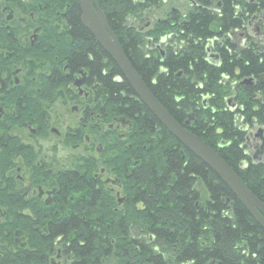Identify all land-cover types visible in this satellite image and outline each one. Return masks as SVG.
<instances>
[{"label": "trees", "instance_id": "1", "mask_svg": "<svg viewBox=\"0 0 264 264\" xmlns=\"http://www.w3.org/2000/svg\"><path fill=\"white\" fill-rule=\"evenodd\" d=\"M96 1L155 99L264 203V153H257L264 147L247 131L260 127L264 133V38L246 32L252 19L264 30V18L259 16L264 14V0H218L216 11L207 0H200L201 6L192 7L185 19L157 22L146 33L155 44L147 50L145 34L127 19L141 5L130 0ZM38 6L51 18L42 23L40 49L46 46V59L59 52L69 71L68 78L52 72L41 88L65 89L84 69L98 84L95 114L101 118L108 114L111 123L126 121L122 141L111 144L108 167L122 180L127 200L122 210L115 211L110 197L87 188L95 186L88 171L79 177L64 171L59 211L45 205L26 213L15 207L5 211L0 222V264H48L58 239L74 264H264V231L217 175L133 96L118 67L82 26L76 0H26V7L38 11ZM62 9L65 30L59 31L54 14ZM237 30L243 33V45L232 35ZM163 36L169 39L160 50L156 42ZM209 48L216 60L208 57ZM247 78L253 80L251 85L239 83ZM227 95L238 105L234 111L226 107ZM197 181L206 190L203 200L195 188ZM75 185L87 190L83 197L70 200ZM5 198L17 204V196ZM92 218L99 223H89ZM134 230L144 236L139 250L134 249V239L128 240ZM16 238H29L28 246H17Z\"/></svg>", "mask_w": 264, "mask_h": 264}, {"label": "flooded vegetation", "instance_id": "2", "mask_svg": "<svg viewBox=\"0 0 264 264\" xmlns=\"http://www.w3.org/2000/svg\"><path fill=\"white\" fill-rule=\"evenodd\" d=\"M245 1L252 3L256 0ZM130 2L141 7L133 15H127V19H131L130 23L143 34L150 32L161 17L164 20L185 19L192 7L201 6L200 0ZM206 2L215 11L219 7L218 0ZM64 13L62 9L54 14V24L59 31L65 30ZM259 16L264 17V14ZM50 20L41 6L35 11L26 7V0H0V222L5 211L14 207L24 213L42 205L59 211L62 208L59 203L62 175L64 171H71L78 176V172L84 171L79 170L81 166L89 169V176L95 183L94 187L87 186L89 190H96L98 194L103 192L110 197L115 211L116 206L122 205L118 203L121 186H111L105 180L110 176L117 177L115 173H109L111 144L122 141L126 123L120 119L111 123L108 114L104 118L95 114L93 104L98 84L85 70L80 89L72 85L77 78H81L79 70L78 75L74 74L73 80L64 86L65 89L46 91L41 88L54 71L66 78L69 76L64 60L57 57L44 60L46 63L40 60L46 56L43 53L46 46L40 49L39 43L45 29L42 23ZM168 39L166 37L161 44ZM43 141L50 145L47 151L41 153ZM64 144L80 153L72 154L68 166L61 168L60 164L66 162L57 156L58 149ZM82 190L70 193L69 199L73 200L79 195L83 197L87 189ZM12 196L18 197L16 205L5 201V197ZM89 223L98 224L99 221L92 218ZM42 232L46 235L45 227ZM143 238V234L136 230L134 235L132 232L128 234V240H135V250H139ZM59 240L56 260L74 264L62 240ZM151 241L149 239L147 243ZM14 242L17 246H28L18 238ZM57 261L48 258V264H58Z\"/></svg>", "mask_w": 264, "mask_h": 264}, {"label": "water", "instance_id": "3", "mask_svg": "<svg viewBox=\"0 0 264 264\" xmlns=\"http://www.w3.org/2000/svg\"><path fill=\"white\" fill-rule=\"evenodd\" d=\"M76 2L80 11L82 26L90 32L100 48L118 67L122 77L127 81L129 87L138 96L139 100L173 137H175L187 150L207 165L219 177L234 197L246 209L248 214L264 231V203L254 196V194L236 176L233 170L215 152H213L200 138L191 133L186 127L176 122L155 99L124 55L116 35L108 26L106 17L95 0H76ZM209 56L217 57L216 54H209ZM243 83L249 82L245 81ZM81 84V81H76L74 83L77 87ZM232 100V97L225 99L226 105L230 111H234L236 108V105ZM261 133L262 130L259 129L256 135L260 136L262 140L261 147H263L264 139L261 136ZM105 182L114 185H120L121 183L118 179H107ZM121 201L120 198L119 202Z\"/></svg>", "mask_w": 264, "mask_h": 264}, {"label": "rangeland", "instance_id": "4", "mask_svg": "<svg viewBox=\"0 0 264 264\" xmlns=\"http://www.w3.org/2000/svg\"><path fill=\"white\" fill-rule=\"evenodd\" d=\"M95 2L97 3V1L95 0ZM98 5V4H97ZM99 8H100V6H99ZM101 9V8H100ZM102 10V9H101ZM104 13V12H103ZM105 15V14H104ZM106 17V16H105ZM262 18H264V17H262ZM161 20H164V18L163 17H161L160 18ZM107 20V19H106ZM154 20H156L155 18H154ZM183 20V19H182ZM264 20V19H263ZM108 23V22H107ZM108 26H109V24H108ZM31 27H33V24L31 25ZM110 27V26H109ZM264 28V27H263ZM111 29V28H110ZM153 29V28H152ZM112 30V29H111ZM150 31H152L151 29H150ZM247 32H250V33H252V34H254L255 35V37L256 38H262V37H264V35H261L262 34V32H260L259 34L257 33V32H254L253 30H251L250 29V27L248 26V31ZM232 35H233V37H234V39L235 40H237L238 41V39H240V37H242V36H240L239 34H235V32H233L232 33ZM238 36V37H237ZM152 36H151V34H145V36H144V38H143V42H144V46H143V48H144V50H147V49H149V48H151V47H154L155 46V44L153 43V42H150V43H148V38H151ZM157 40H159V39H157ZM241 40V39H240ZM239 42V41H238ZM157 43V42H156ZM157 48V47H156ZM157 49H160L161 50V47H159V48H157ZM210 50H209V52H214L213 51V48H209ZM52 56L50 57V59H52V57H57V58H59L60 59V57L59 56H61L60 55V53L59 52H54V53H52L51 54ZM32 57H37V56H35V55H32ZM48 59V58H47ZM47 59H45V58H40V60H43V62H45L44 60H47ZM211 60H216V58H210ZM46 63V62H45ZM228 96V95H227ZM235 102V101H234ZM258 129H260V127H256V128H252V129H247V131L248 132H250V135L251 136H253L254 134H257V131H258ZM249 134V133H248ZM253 134V135H252ZM254 137V136H253ZM256 139H257V143H259L260 144V139L258 138V137H255ZM41 145H42V149H41V153H42V151H47L48 149H49V143H47V142H45V141H43L42 143H41ZM264 147V146H263ZM76 154V153H80V152H77V151H73L72 149H71V147H68V145L66 146L65 144L63 145V147L61 148V149H58V156L57 157H60L61 159H62V161H64V162H66V163H63V164H60V166H61V168H62V166H63V168L64 167H66V166H68V162L71 160L70 159V157H71V155L72 154ZM79 170H84V171H88L89 169L87 168V167H82L81 166V169H79ZM112 174H114L115 172H111ZM116 174V173H115ZM123 184V183H122ZM84 187L82 186V185H75V186H73V187H71V189H70V191H69V193H76V191L78 192V191H83L82 189H83ZM195 188L198 190V192H199V194H200V196H201V200H203V199H205V198H207V194H206V190H205V188L203 187V185L199 182V181H197L196 182V184H195ZM115 189L116 190H119L120 189V194L118 195L119 197H123L124 198V201H123V203H122V205L126 202V200H127V195L125 194L126 193V189L123 187V185H122V187H120L119 189L118 188H116L115 187ZM259 200V199H258ZM122 205H119V206H116L117 207V210H122V208H123V206ZM135 207H139V205H137V206H135ZM22 241H24L27 245H28V240L26 239V238H22ZM59 248V246L58 245H56V246H54L53 247V252L49 255V260H51V259H53L55 262L57 261L56 260V258H55V255H56V250ZM58 262V264H65V263H61V261L59 260V261H57ZM50 264H52V263H50ZM67 264V263H66ZM109 264H115V263H109Z\"/></svg>", "mask_w": 264, "mask_h": 264}, {"label": "bare ground", "instance_id": "5", "mask_svg": "<svg viewBox=\"0 0 264 264\" xmlns=\"http://www.w3.org/2000/svg\"><path fill=\"white\" fill-rule=\"evenodd\" d=\"M134 97H136L137 99H139L138 98V96L134 93V95H133ZM222 159V158H221ZM223 160V159H222ZM224 161V160H223ZM225 162V161H224ZM226 163V162H225ZM227 164V163H226ZM228 165V164H227ZM207 166V165H206ZM229 166V165H228ZM208 167V166H207ZM230 167V166H229ZM209 168V167H208ZM231 168V167H230ZM210 169V168H209ZM232 169V168H231ZM211 170V169H210ZM233 172L235 173V171L233 170ZM85 173H86V171H83V172H80V174H78V176H75V177H79L81 174H83V175H85ZM236 174V173H235ZM236 176L238 177V175L236 174ZM218 177V176H217ZM219 178V177H218ZM239 178V177H238ZM240 179V178H239ZM241 180V179H240ZM242 181V180H241ZM243 182V181H242ZM244 183V182H243ZM244 185L246 186V184L244 183ZM247 187V186H246ZM248 188V187H247ZM249 189V188H248ZM250 190V189H249Z\"/></svg>", "mask_w": 264, "mask_h": 264}]
</instances>
